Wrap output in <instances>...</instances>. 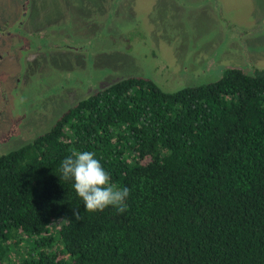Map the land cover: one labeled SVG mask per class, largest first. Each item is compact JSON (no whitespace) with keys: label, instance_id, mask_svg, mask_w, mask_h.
<instances>
[{"label":"trees","instance_id":"trees-1","mask_svg":"<svg viewBox=\"0 0 264 264\" xmlns=\"http://www.w3.org/2000/svg\"><path fill=\"white\" fill-rule=\"evenodd\" d=\"M73 151L130 190L123 214L87 212ZM0 264H264V69L174 92L125 78L2 154Z\"/></svg>","mask_w":264,"mask_h":264},{"label":"rangeland","instance_id":"rangeland-1","mask_svg":"<svg viewBox=\"0 0 264 264\" xmlns=\"http://www.w3.org/2000/svg\"><path fill=\"white\" fill-rule=\"evenodd\" d=\"M31 9L34 39L0 38V156L125 78L174 92L226 68L264 69V0H32Z\"/></svg>","mask_w":264,"mask_h":264},{"label":"clouds","instance_id":"clouds-1","mask_svg":"<svg viewBox=\"0 0 264 264\" xmlns=\"http://www.w3.org/2000/svg\"><path fill=\"white\" fill-rule=\"evenodd\" d=\"M63 179L74 180V189L84 201L87 212H103L109 207L123 214L127 210L125 203L130 194L127 187L118 188L110 182V176L105 171L95 154L89 151H73L61 164ZM80 219V213L74 212Z\"/></svg>","mask_w":264,"mask_h":264},{"label":"flooded vegetation","instance_id":"flooded-vegetation-1","mask_svg":"<svg viewBox=\"0 0 264 264\" xmlns=\"http://www.w3.org/2000/svg\"><path fill=\"white\" fill-rule=\"evenodd\" d=\"M31 6L32 0H0V38L19 36L20 42H23L25 34L30 35L33 39L36 37V32H30L34 31L30 26V21L33 20ZM18 9L19 12H17Z\"/></svg>","mask_w":264,"mask_h":264}]
</instances>
